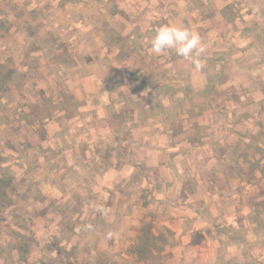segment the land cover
Wrapping results in <instances>:
<instances>
[{"label":"crops","instance_id":"1","mask_svg":"<svg viewBox=\"0 0 264 264\" xmlns=\"http://www.w3.org/2000/svg\"><path fill=\"white\" fill-rule=\"evenodd\" d=\"M203 2L202 0V6L205 7L207 3ZM141 3L147 2L146 0H0V6L7 7L11 16L12 11L15 14L13 8H23L29 12L27 23L30 27L34 18L38 17L37 20L42 28L36 29V32L40 34L41 29H45L47 30L45 37L52 39L58 37L63 43L65 39L60 37L59 33L63 31L65 19L60 13L66 14L68 6L70 9L75 8L74 10H77L76 7L94 10L89 12L91 16L92 12H97L101 18L102 14L107 13L111 8L119 7L120 10L123 7L127 12L132 5L137 6ZM181 3L183 5L180 8L186 15L184 20L180 19V23L183 22V26L187 25L195 32L196 27L194 30L191 27L198 26L197 21L193 20L191 23L188 19H192L190 16L198 12V7L193 5L192 0H183ZM214 3V5L222 4L217 11L223 19L225 15L222 17L221 12L230 2L214 0ZM47 9L52 15L49 16L44 12ZM155 10L158 14L159 10L156 8ZM118 13L120 12L108 14L105 22L115 23L120 19ZM146 13L150 16V12ZM171 13L169 11V14ZM173 17L176 20L177 15ZM17 18L18 16L15 20ZM153 18L145 23H153ZM208 18L199 16L198 19L210 23ZM238 20L245 19L240 17L236 21ZM236 21L228 23L233 25ZM12 23L14 31L21 36V42L14 38L18 33L14 36L13 31L0 34V56L11 57L8 54L11 49L25 45V32L17 27L18 23ZM70 23L75 25L83 22L77 17ZM92 26L95 30L92 36L87 37L86 32L92 30L89 28L85 29L84 33L74 31L68 36L69 44L72 40L75 41L73 50L72 46L67 49L59 47L54 54L48 56V59L44 58L46 50L36 49L29 54L38 57L36 64L34 62L35 66L48 64L49 68L45 72L43 69L34 70L31 81L24 84L22 89L36 88L38 83H43L45 88L55 89L57 95L49 96L46 91H34V93L21 91L8 98L9 107L15 105V111L12 113L13 122L6 121L5 124L0 125V129L8 125V130L13 134L9 132V135L17 137V142L21 146L18 150H11L0 144L3 147L1 156H9L2 161L0 167L9 169L16 182L21 180L26 184L34 183L36 191L26 196V209L22 213L24 216L22 219L16 215L19 206L14 196L11 197L13 205L6 208L3 214L1 213L3 220L0 221V264L6 262V264H46L45 260L49 257V252H54V249H50L47 245L53 243L55 238L57 239L55 244L61 249L57 261L53 264L60 263L61 258L64 259L62 248L69 252L73 247L74 250L77 247L81 248L84 243L99 247V244L89 240L87 234V238L83 237L87 229L86 221L92 223L88 226L90 231L98 228L99 225V232L102 235L112 233V245L120 244L123 251L130 248L129 246L136 245L132 233L140 221L149 222L153 230L163 237H166V233H170L174 239L170 242L174 244L164 247L163 255L166 248L171 249V255L163 264H203L204 259L208 262L210 260L208 264L220 262L262 264L264 255L260 258L258 254H263L264 250L262 249L261 253L256 245L261 231L252 220L246 224L244 220L238 223L234 218L232 223L213 226L202 217L201 209L198 207L201 200L215 201V196L219 195L215 192L216 188H211L205 179L208 173H217L220 177L219 172L216 171L218 159L216 153L212 152L213 145L206 141L211 137L220 136L222 131L227 132L224 128L229 123L228 114L225 119H221L226 120L225 122H218L220 113L214 109L207 110L202 115L204 117H190L185 109L180 117L182 120L180 129H177L173 120L169 118L171 114L169 116L166 114L165 117L154 114V120L151 118L147 123L148 126L140 129L136 124L141 125L144 118L143 110L133 108L132 116L125 117L127 121H124L123 116L130 99L124 98L125 92L118 93L119 99H117L110 91L112 87L122 88V91L126 87V83L120 81V74L117 75L118 79L114 75V72L119 71L120 64L117 63L109 68L107 70L109 74L104 79L91 65L87 66L82 62L77 64L76 61L71 64L59 60L66 55V52L74 57L80 56L87 47L90 37L91 44L100 45L101 40L105 41L106 35L103 30L99 26L90 27ZM154 29L156 30V27ZM115 30L120 38L134 37L118 29ZM212 32L214 36L216 34L223 36L213 30ZM238 33L232 32V35L224 36L225 38L220 40L241 42L244 39ZM5 36H8L9 41ZM200 38L203 41V38ZM244 46L242 48H245ZM107 47L112 50L106 53H113L115 61L119 62L117 56L122 49L114 44H108ZM101 49L104 51L103 48ZM167 52L172 55L171 52L175 51ZM236 58L238 56L235 55L232 59L237 60ZM55 59H58L56 66L53 63ZM0 64H4V61H0ZM31 64V60H25L22 70L33 68ZM172 64L175 66V63ZM188 67L192 88L202 90L210 85L207 73L205 74L207 82L204 75L196 81L193 76L196 73L195 65L190 61ZM217 68L215 66V69ZM50 71L51 78L48 77L49 74H44ZM257 71L255 66L250 68L251 80ZM107 85L110 86L109 89ZM237 85L235 80H229L218 87L221 92L228 86ZM165 99L169 105L174 100L173 97L167 96ZM1 101L4 104L3 100ZM162 103L164 101H161ZM148 107L151 108V105L146 106ZM4 109L7 110L5 105ZM22 114L28 117L24 120ZM118 114L120 124L115 127L111 117ZM34 119L40 122H34ZM192 119L196 124H200L199 122L204 124L199 127L196 135L199 139L197 142H203L201 146L193 144L194 139L188 138L192 132L190 127L193 128ZM1 123H4V120ZM130 123L133 124V128L128 129ZM136 127L139 129L133 132ZM132 132L138 136L136 140ZM147 140L150 141L149 146L145 145ZM140 141L141 144L138 143ZM112 143L122 146L123 149L117 147L120 148L121 154L116 152V148L111 147ZM199 149L207 150L206 159L202 157ZM29 151L33 152L30 158ZM191 153L193 158L189 160ZM31 211L35 212V216L31 223L27 224L29 220L27 217L33 214ZM172 221L175 223H171ZM212 226L213 229H209ZM237 230L243 233L242 242H227L220 239L221 232H226L228 236L229 231ZM195 233L201 237L199 244L194 242ZM128 253L129 257L121 254L124 258L121 264L135 259L130 250ZM236 258L239 259L238 262ZM68 260L74 261L71 257ZM86 261L96 263L93 256ZM46 262L52 264L49 259Z\"/></svg>","mask_w":264,"mask_h":264},{"label":"rangeland","instance_id":"2","mask_svg":"<svg viewBox=\"0 0 264 264\" xmlns=\"http://www.w3.org/2000/svg\"><path fill=\"white\" fill-rule=\"evenodd\" d=\"M182 1L183 0H146L147 3L137 4V6L132 5V8H128L127 12L123 7H121L120 10H118L119 7L118 9L111 8L107 13L102 14L101 18H99L97 12H92L91 16L89 12L94 10L89 11L88 8L84 7H76L77 10H74L75 8L70 9L68 6L66 14L60 13V15L64 17L65 22L62 27L63 31L60 32L59 35L65 39V42H59L57 46L55 45L56 48L64 47L67 49V47L72 46L73 50L75 41L72 40L69 44L68 36L74 31L84 33L87 28L92 29L86 32L87 37L88 35L92 36L95 30L93 26L90 27L91 25L99 26L102 30H106V33L103 31L106 35H104L105 41L110 43L101 40L100 45L91 44L90 37L89 42H87V47L80 56L74 57L68 54L69 52H66V55H63L59 60L70 62L71 64L76 61L77 64L82 62L87 66L91 65V67H95L99 71L100 76L104 79L109 74V72H107L109 68L117 63L120 64L119 71L116 68L118 73L114 72V75H116L115 78L118 79L117 75L120 74L121 83H126L125 89L122 91V88H110L108 85L107 88L111 89V94L116 96L117 99H119L118 93L124 92V98L130 99V104L127 106L126 113L124 116L122 115L124 119L127 116H132L131 113L133 108L143 110V121L141 120V125L136 124L140 129H142L143 126H148L147 123H149L148 121L151 120V118H154V114H160L162 117H165L166 114L168 116L171 114L169 118L173 120L177 129H180L182 126L180 117L184 114L183 110L185 109L190 114V117L202 116L207 110L214 109L220 113V116H218L220 120H218V122H225L226 120L223 121L221 119H225L228 114L229 123L227 127L224 128L227 132L222 131L220 136L211 137L206 141V143L209 142L213 145L212 152L216 153L218 159L216 171L219 172L221 178L217 173H208L205 179L211 188H216L215 192L219 195L215 196V201L201 200V204L198 207L201 209L202 217L213 226L232 223L234 218L238 223L244 220L246 224L252 220L253 223L256 224L257 229L261 231V234L259 232L260 235L256 245L258 246L257 249L262 253L264 250V0H221L230 2L221 12L222 17L225 15L223 19H221L220 13L218 15L217 11L222 4L214 5V0H203V3H207L204 7L202 6V0H192L193 5L198 7V12L193 13L194 16H190L192 19L189 18L188 20L191 23L193 20L197 21L198 26L191 28L194 30L196 27L195 32L203 38L202 43L205 45V52L200 57V65L197 66L194 64L196 73H194L193 76L196 81H199L200 76L203 77V75L206 80V73L210 78V85L205 86L202 90L192 88V84L190 83L191 74L189 75L188 69L190 60L178 56L175 52H171L172 55H169L168 52L155 54L151 50L148 51L151 49L149 41L155 33L154 27L157 29L163 24L183 26V22L180 23V19L184 20V15L186 14L183 13L180 8L182 7L181 5H183V3H181ZM218 3H220V1ZM155 8L159 10L158 14ZM13 10L15 14L12 11L13 15L11 16V13H8L7 7L2 8L0 6V34L4 35L9 31H13L15 36V33L18 32L14 31L12 22L18 23L21 20L22 21L17 24V27L19 28L21 26L25 31L42 28L37 17L34 18L31 24L32 26L30 27L31 29H29V26L27 27V16L30 15L29 12L23 8H13ZM116 11L120 12L117 15L120 19H117L115 23L105 22V17ZM169 11L172 13L169 14ZM44 12L49 14V16L52 15L49 9ZM146 12H150V16H148ZM173 15H177L176 20L173 19ZM202 15H204L203 17H209L210 23L201 22L198 18ZM17 16L18 18L15 20ZM30 17L33 18L32 16ZM77 17H79L83 23H77L75 25L70 23L71 20ZM240 17L245 20L236 21ZM151 18H153L152 22L154 26L153 23H145ZM155 18L158 20H155ZM233 21H236L233 25L228 23ZM185 27L188 26L185 25ZM101 29L100 32L103 34ZM108 29L116 33L117 31L115 29H118L128 36L134 37L131 39L117 38L111 35ZM212 30L223 36L217 34L214 36L215 34ZM46 31L45 29H41L40 34L37 33L40 39L45 37ZM232 32H239L238 34H240L244 40L234 43L227 40H220V38H225L224 36L232 35ZM5 37L9 41L8 36ZM14 38L18 42H21L19 33L17 37ZM103 42H105V45ZM43 43L44 40L42 39V44ZM108 44H114L122 49L117 56L119 62L115 61L113 53H106V51L109 52L112 50V48L107 47ZM243 46L245 48H242ZM99 47L103 48L104 51H102L101 48L100 51ZM235 55L238 56V58H236L237 60L232 59ZM0 60H3L6 66H9V61L12 60V64L15 68H19L22 64L19 60H14L8 56H0ZM57 62L58 59H55L53 62L55 66ZM172 63H175V66H173ZM55 66H53V68H55ZM215 66L218 68L215 69ZM252 66H255L258 71L251 80L250 68ZM44 74H49L48 77H50L52 72L50 71ZM30 79H32V75ZM229 80H235L238 85L235 87L228 86L220 92L218 86L225 82H229ZM21 91H28L30 93H34V91H46L49 96L57 95L55 89L45 88L43 83H38L36 88H25L21 89ZM166 96L173 97V103L169 105L167 99H165ZM160 99L164 101V103L161 104ZM2 100L7 110L11 111L7 113L5 120L7 123L10 121L12 123V112L15 111V105L9 107V99ZM147 105H151V108H146ZM111 118L113 119V126L117 127L120 124L119 114L113 115ZM124 121L127 120L125 119ZM193 122L195 123L194 119L191 120L193 128L190 127L192 132L190 131L191 136L188 138L194 139L193 144L201 146L203 142H197L199 139H197L198 137L196 135L199 127L204 124L203 122H199L200 124H193ZM127 127L131 129L133 128V124L130 123ZM138 129L137 127L134 128L133 132ZM133 137L136 140L138 136L133 133ZM138 143L141 144L142 142L140 141ZM146 143L145 145L149 146L150 141L147 140ZM111 147L116 148V152L121 154L120 148H117H122L121 145L116 146V144L112 143ZM2 151L3 147L0 145V153H2ZM206 151V149H199L204 159L208 157L206 156ZM28 153L30 158L33 152L29 151ZM1 157L6 160L9 156ZM192 158L193 153L189 155V160ZM27 185H30L31 188L35 187L31 183ZM221 196H223V198H220ZM18 206V214L16 215L19 219H22L24 217L22 213L26 209V204L24 202L20 203V205L18 204ZM32 213L33 214L28 217L31 218V221L35 216V212ZM5 217L8 216L5 215ZM31 221H28L27 224H30ZM171 223L175 222L172 221ZM86 224L87 229L83 237L87 238V234L88 238H90L89 240L99 244V247L86 245L84 243L81 248L77 247L74 250L73 247L69 252H66L65 248H62L65 255L63 257L64 259L61 258L58 264H105L104 262H106V260L108 261L106 264H121L124 260L121 254L129 257L128 252L131 246H129L130 248H126V251H123L120 244L112 245V236L109 238L108 234L105 233L102 235L99 232V225H97L98 228L90 231L88 226L92 223L86 221ZM91 226L94 227V225ZM213 226L209 229L212 230ZM136 229L134 232H136ZM134 232L132 234L135 236ZM227 234L228 236H226V232H221L220 239L227 242H242L243 240V233L239 230L229 231ZM56 241L57 239L55 238L53 239V243H48L47 245L50 249H54V252L52 253V251H50L49 257L47 255L48 258H46V260L49 259L52 264L57 261L61 249L55 244ZM163 241H165L164 247L174 244V242H170L174 241L170 233H166V237L164 236ZM80 242L82 243V241ZM196 243H200V241L197 240ZM211 247L213 248L212 245ZM44 249H46V247ZM166 249L168 251L165 250L164 256L168 258L171 255V249ZM44 253L46 254L45 251ZM258 255L261 258L264 253ZM92 256L96 259V263L93 261L88 263L86 261ZM69 257L73 258L74 261L72 260L70 262L68 260ZM237 258L236 261L238 262L239 259L237 260ZM46 260L45 263L48 264ZM262 261H264V258H262ZM131 262L132 260H127V263L124 264H133ZM209 262L204 259L203 264H208ZM218 264L224 263L220 262ZM256 264L258 263L256 262ZM262 264H264V262Z\"/></svg>","mask_w":264,"mask_h":264},{"label":"trees","instance_id":"3","mask_svg":"<svg viewBox=\"0 0 264 264\" xmlns=\"http://www.w3.org/2000/svg\"><path fill=\"white\" fill-rule=\"evenodd\" d=\"M28 26L29 24L27 23V27ZM20 28L25 32V45L21 46L20 48H10L11 51L9 50L10 52L8 54L9 56H11L12 59H17L22 64H24L25 60H31V65L33 66V68L30 67L29 70L23 71L22 64L19 66V68H15V66L12 64V60L9 61V66H6V64H0V119L2 118V120L0 121L2 122L4 120V123L0 122V125L5 124L6 115L7 113L11 112L4 109V105L2 104L1 100L8 99L11 96H14V94L21 92L22 86L31 80L30 76L32 75V72H34V70L36 71L37 69H43L45 72L47 71L46 69L49 68L47 66L48 64L44 66H35L38 57H32L29 56V54L36 49L46 50L48 53L45 52L46 56H44V58L48 59V56L52 55L56 51L57 48L55 47V45L57 46L58 42H60L61 40L58 37H54L53 39L45 37L42 38L44 40V43L42 44V39H40L35 29H31L30 26L29 29H31V31H25L21 26ZM103 31L106 33V30ZM108 32L111 35L120 38L115 31L108 29ZM21 116L24 120L28 117L26 116V114H22ZM34 122L39 123L40 120L34 119ZM28 123L31 124L30 121H28ZM6 126V128L0 129V144L6 149L18 150V147L21 146L20 143L17 142V137L9 135V126ZM8 137L10 138V140H8ZM3 160L4 159L1 157L0 153V164ZM31 184L35 186L34 183ZM33 191H36V187L31 188L30 185L21 182V180L17 181L16 183L15 177L10 172V170L7 168L0 167V221L3 220V215H1V213L3 214L6 208L13 205V200L11 197H16L17 205H20V203H27V201H25L26 196L32 194ZM14 208L16 209V207ZM28 221H31V218H29ZM137 226L138 227L134 236V239L136 240V245L131 247L130 249L131 253L135 256V259L132 261V263L163 264L164 260L166 259L163 255V245L165 243V241H163L164 237L158 232H155L149 222L140 221ZM197 240L201 241V237L198 233H195L194 242H196ZM104 263L106 264L107 261Z\"/></svg>","mask_w":264,"mask_h":264},{"label":"clouds","instance_id":"4","mask_svg":"<svg viewBox=\"0 0 264 264\" xmlns=\"http://www.w3.org/2000/svg\"><path fill=\"white\" fill-rule=\"evenodd\" d=\"M149 43L151 45L150 50L155 54L174 50L178 56L190 60L197 66L200 65V57L205 52V45L198 33L182 25H160ZM108 236L111 238L112 233H109Z\"/></svg>","mask_w":264,"mask_h":264}]
</instances>
